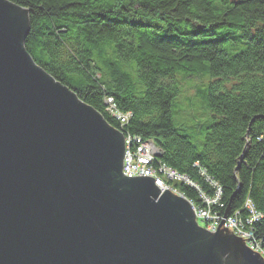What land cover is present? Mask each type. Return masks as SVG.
Here are the masks:
<instances>
[{"label":"trees","instance_id":"trees-1","mask_svg":"<svg viewBox=\"0 0 264 264\" xmlns=\"http://www.w3.org/2000/svg\"><path fill=\"white\" fill-rule=\"evenodd\" d=\"M9 1L29 10L24 45L39 67L120 129L105 104L114 97L133 114L128 132L208 190L199 162L223 186L222 212L250 197L264 242V0ZM204 78L209 119L188 122L182 86Z\"/></svg>","mask_w":264,"mask_h":264},{"label":"water","instance_id":"water-1","mask_svg":"<svg viewBox=\"0 0 264 264\" xmlns=\"http://www.w3.org/2000/svg\"><path fill=\"white\" fill-rule=\"evenodd\" d=\"M29 10L0 0V264H264L151 176L123 175V134L25 48Z\"/></svg>","mask_w":264,"mask_h":264},{"label":"built area","instance_id":"built-area-1","mask_svg":"<svg viewBox=\"0 0 264 264\" xmlns=\"http://www.w3.org/2000/svg\"><path fill=\"white\" fill-rule=\"evenodd\" d=\"M105 104L108 112L120 121V129L124 136L125 155L123 161V175L131 176H151L155 178V184L161 188V194L168 189L176 196L187 199L196 215V220L201 218L206 223V228L216 231L224 212L220 209L224 208L223 201V186L215 179L208 170L199 162L194 166L198 169V173L208 185V190L205 189L202 183L189 174L183 173L178 169L168 165L162 161L164 150L159 147L153 139L144 138L141 135L130 133L126 130V126L132 117V112L122 111L114 97L108 95L105 97ZM184 183L195 189L198 194V201L186 195L176 184ZM244 210H236L235 213L226 214L224 227L233 231L236 236H245L248 240L245 241L251 249L258 252L264 257V242L255 235V223L262 218L259 212L249 197L244 203ZM246 213H245V212Z\"/></svg>","mask_w":264,"mask_h":264},{"label":"rangeland","instance_id":"rangeland-1","mask_svg":"<svg viewBox=\"0 0 264 264\" xmlns=\"http://www.w3.org/2000/svg\"><path fill=\"white\" fill-rule=\"evenodd\" d=\"M204 80H205L204 83H201V81H197L195 83L193 82L192 84L182 86V93L179 97V101H180L179 108L184 112L183 114L188 115L187 116L188 122H192V120L194 119L193 117H198L199 119H202L204 121L209 119L208 117L209 113L205 107L203 100L197 97L196 95L197 89L205 88L208 85L209 83L208 78H204ZM248 198L249 197H247L246 200ZM244 209L245 206L243 205L242 208L239 210H244ZM197 224L202 228H206V223L201 218L197 219Z\"/></svg>","mask_w":264,"mask_h":264},{"label":"bare ground","instance_id":"bare-ground-1","mask_svg":"<svg viewBox=\"0 0 264 264\" xmlns=\"http://www.w3.org/2000/svg\"><path fill=\"white\" fill-rule=\"evenodd\" d=\"M228 213H235V211L234 212H229V210H228Z\"/></svg>","mask_w":264,"mask_h":264}]
</instances>
